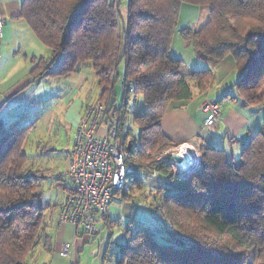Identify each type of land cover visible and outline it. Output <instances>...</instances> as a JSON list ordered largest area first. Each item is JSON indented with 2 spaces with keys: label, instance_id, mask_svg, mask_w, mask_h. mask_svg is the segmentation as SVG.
<instances>
[{
  "label": "trees",
  "instance_id": "16d2710c",
  "mask_svg": "<svg viewBox=\"0 0 264 264\" xmlns=\"http://www.w3.org/2000/svg\"><path fill=\"white\" fill-rule=\"evenodd\" d=\"M183 2L207 6L200 26L181 29L194 55L206 63L201 68L170 53ZM18 16L50 51L33 58L30 81L89 67L98 85L96 101L109 100L107 112L121 126L118 137L134 166L129 186L140 190L132 195L120 188L112 202L150 198L145 203L157 221L151 226L129 220L123 240L112 242L109 250L113 264H264V120L237 160L222 147L201 145V166L187 178L154 158L157 150L172 145L161 127L171 101L193 97L191 80L205 92L215 67L228 55L241 71L234 87L243 104L264 100V0H128L127 24L120 22L117 0H22ZM121 61L122 102L117 105ZM131 95L134 111L127 107ZM227 95L228 89L222 97ZM212 100L220 105L222 98ZM129 116L138 127L135 139ZM14 122L7 128L0 117V264H38L34 252L51 246L45 219L49 203L40 200L46 174L31 167L23 150L30 126ZM153 173L162 184L143 193Z\"/></svg>",
  "mask_w": 264,
  "mask_h": 264
},
{
  "label": "rangeland",
  "instance_id": "374dc122",
  "mask_svg": "<svg viewBox=\"0 0 264 264\" xmlns=\"http://www.w3.org/2000/svg\"><path fill=\"white\" fill-rule=\"evenodd\" d=\"M21 1L22 0H0V17H3L2 15H4L5 18H3L7 19L8 24H13L14 22L17 23V25L14 23V30H10V36L8 38V41H6V48L4 52H2L3 55H1L3 56L2 61H0L1 75L4 76V74L6 73L5 76L8 77L5 82H13V80H16L18 73H21L20 70L23 64H29V68L27 69H31L33 65V61L31 60L33 54L29 51H31L30 49L35 47V42H33V39L38 40L31 32L32 30L26 24V21H24L22 18L17 19L20 20L22 26L25 27L22 28L18 25L19 21H17L15 17L10 14V12H13L11 11L12 9H16L18 10V12L20 11ZM117 1L120 22L127 24L128 0ZM207 17V6L186 2L182 3L177 25L173 35L170 53L173 57L182 58L185 63H187L192 68L204 67V64L206 63L198 59L194 55L192 41L190 39H185L182 36L181 29L183 27H190L193 29L197 28L207 19ZM36 42L38 44H41L42 46H45L48 49L47 52H45L46 56L50 54L49 48L46 45H43L41 41ZM22 43L26 45L24 47H29L27 58L25 57L26 59L24 58L22 53L24 49L23 45H21ZM124 66V61H121L118 66V79L115 83V103L117 105L122 102L121 81L124 72ZM89 70L90 73L87 77L88 79H86L84 83V90H78L76 92L78 97L73 98V100L68 105L64 103L63 99L59 98V95L65 87L63 77L57 78L48 76L45 79L35 81L31 84V86L27 87L25 90L20 91L18 94H16V100L12 99L0 110L1 113H6L4 122L7 128H10V123L13 121H15L14 123H16L15 125L17 126H30V131L24 142L23 150L28 154L29 164L32 168H40L45 170L44 173L46 174V177L41 180L42 193L40 200L42 203H49V206L45 211L46 221H49V219H52L51 221H53L54 218L56 219V215L60 206L59 200L61 197L62 189L59 185H55V173L60 170H63L65 166V155L68 153V151H70L72 145V136L76 128L74 129L72 126H69V122H71L72 117L76 113L78 99L82 100L83 102H94L96 101V97L98 94V85L96 82L95 74L92 69ZM217 70V76L208 88L211 93H215L220 83H223L226 80L231 81V78L229 77L234 73H236L235 82L240 80L241 71L235 68L231 55H228L221 61V64L219 65ZM73 77L74 76H72V78ZM27 79L28 77L25 78V80ZM24 82L25 81L23 80L20 84H18V86H16L15 89L19 88ZM190 82L194 90V95L196 96L198 94L197 88L193 86L192 80ZM235 82L229 84L227 86V89L229 90L231 95H236L237 101L240 102L242 99L237 95V93H235ZM49 84L53 85L51 91L49 93H46V95L40 100H37V93L44 90V88L47 87ZM27 92H29V94H27ZM220 97L221 96H219L218 98ZM132 98L133 97L131 95L129 97L127 105L129 111H134L136 109V105H134ZM222 100L229 101L230 98L224 97ZM222 100L220 102H222ZM103 101L107 102L108 104L109 100L106 99ZM177 102L178 100H172L170 105L172 106L174 104H177ZM205 105L210 108L217 107L219 112L218 114H220L221 106L217 103V101L216 103H214L212 99H206L202 101L200 104V109L203 112H206L204 111ZM11 108H13V110H11ZM47 109L53 110L50 122L46 121L45 113ZM10 110L11 112H9ZM249 110H252V112H257L264 118V100L256 105H253ZM129 118L130 116L127 118V125L130 128L129 133L130 136L135 139L138 135V127ZM213 121L217 120L213 119ZM206 124L210 125L211 122L209 123L206 120ZM3 137L4 136H1L0 140ZM178 152L179 149L175 148V146H166L164 148H161L160 150H157L154 158L155 160L168 161L171 170H175L176 165L175 161H173L172 154ZM227 155H229L228 149ZM234 159H238L237 154H235ZM200 166L201 157L199 163L197 162V164L192 166L189 172H181L177 174L183 176V178H187L191 171L198 169ZM60 183H67V179H63ZM125 189L126 192H130L132 193V195H138L140 192V190L136 189L135 187L132 188L128 186ZM150 190L151 189H149L147 193H149ZM142 192H146V189L142 190ZM141 197L143 198L142 200H138L133 203L135 208L134 217L137 219H143L149 225L154 226L155 222L157 221V218L151 214L148 206L145 203L146 201H149L150 198L149 200H147V197H143L142 195ZM127 220L128 218L126 217L122 218L119 224L120 227L118 228H124V224ZM64 241L65 240H63L62 242ZM38 251L39 249L34 252L35 256L38 254ZM249 254H251V249L249 250Z\"/></svg>",
  "mask_w": 264,
  "mask_h": 264
},
{
  "label": "crops",
  "instance_id": "0c3cea01",
  "mask_svg": "<svg viewBox=\"0 0 264 264\" xmlns=\"http://www.w3.org/2000/svg\"><path fill=\"white\" fill-rule=\"evenodd\" d=\"M11 11L13 12H10V14L15 17L16 20L22 18L18 16L20 11L18 12L16 9H12ZM2 16L4 17V15ZM17 21H19L18 25L20 27L25 28L22 26L20 20ZM14 23L17 25L16 22ZM14 23L8 24L7 19H5V24L3 26L2 33L0 34V61H2L3 56L1 55H3L2 52H4L6 48V41H8L10 36V30H14ZM36 41L39 40L33 39L35 47L29 51L33 54L31 58L32 61L33 58L38 56L46 57L45 52L48 50L45 46L38 44ZM21 45H23L24 48L22 51L23 56L24 58H27L29 47H24L26 46L24 43ZM26 64L27 63L21 66V73H18L16 80H13V82H5L8 77L5 76L6 73L2 76L0 71V110L12 99L16 100V94L25 90L27 87L31 86L32 83L37 81H30V70L27 69L29 68V64ZM220 64L221 62L215 67V78ZM89 69L91 68L83 67L79 71L63 77L65 87L59 95V98L63 99L64 103L68 105L73 98L78 97L76 92L83 89L85 85L84 83L86 79H88L87 77L90 73ZM72 76L74 77L72 78ZM26 77H28L27 80H25ZM235 77L236 73L229 77L231 78V81L226 80L223 83H220L215 93H211L210 90L207 89L205 92H198L196 96L194 95L192 98L180 101L168 108L167 112L162 117L161 127L165 135L171 140L172 147L175 146L177 149H181L182 146L188 147L195 153L198 163L201 157V145L222 147L225 149L226 153L228 149L229 155L233 156V158L235 154L239 156L242 145L245 144L253 133L262 126L264 120L262 115L249 110L252 106L244 105L242 100L238 102L236 99L237 96L231 94L226 96L230 98L229 101L222 100V102H220L221 112L217 115V118H215L217 121H213L210 125L206 124L207 113L200 109L201 102L206 99H218L219 96L223 99L222 95L219 94H222L227 89L229 84L235 82ZM23 80L25 82L19 88L15 89L16 86H18V84H20ZM52 86L53 85L49 84L44 88V90L38 92L37 100H40L46 95V93H49ZM27 94H29V92H27ZM238 96L242 99L239 94ZM88 103L91 102H83L78 99L76 106L77 110L75 115L72 117L71 122H69V126H72L74 129L76 128L78 120ZM11 110H13V108H11ZM11 110L9 112H11ZM45 114L46 121L50 122L53 110L47 109ZM5 116V112H0V117L4 119ZM98 131L101 134H106L107 128L103 124L99 127ZM67 154L65 155V166L63 170L55 173V185H59L62 189L59 200L60 204L66 190L71 186V182L67 174ZM63 179H67V183L61 184L60 182ZM161 184L162 181L157 174L149 177L146 181V193L149 189H151V192L154 191L156 188L161 186ZM58 215L59 209L56 219L54 218L53 221H51L52 219L46 221V231L50 237L51 246L50 249L43 246H39L37 248L39 251L35 256V259L38 264H113L114 254H109V250L115 247L112 242H120L123 240L124 229L129 225V220L134 218L135 208L131 201L121 202L118 200L111 202L109 214L106 217L104 216L98 219L97 232L95 233H88L81 227H76L73 223L68 221L61 222ZM125 217L128 218V220L125 222L124 228L119 229V224L122 218ZM112 219H117V222L111 224L110 221ZM63 240L69 242L70 244V253L68 255L63 254L60 250ZM115 254L117 253L115 252Z\"/></svg>",
  "mask_w": 264,
  "mask_h": 264
},
{
  "label": "built area",
  "instance_id": "2783aa9c",
  "mask_svg": "<svg viewBox=\"0 0 264 264\" xmlns=\"http://www.w3.org/2000/svg\"><path fill=\"white\" fill-rule=\"evenodd\" d=\"M4 24L5 19L0 17V34ZM133 88L130 83L128 90ZM107 108L105 101L88 103L78 120L67 158L71 186L59 208L61 221L80 225L88 233L96 232L98 219L109 214L115 191L129 186V173L134 168L127 162L126 151L118 137L121 126ZM204 111L208 113L209 123L219 113L217 107L207 105ZM103 124L106 134L98 131ZM61 251L65 255L70 253L69 242H62Z\"/></svg>",
  "mask_w": 264,
  "mask_h": 264
},
{
  "label": "bare ground",
  "instance_id": "6f19581e",
  "mask_svg": "<svg viewBox=\"0 0 264 264\" xmlns=\"http://www.w3.org/2000/svg\"><path fill=\"white\" fill-rule=\"evenodd\" d=\"M182 151H185V152L188 153L189 159L187 160L185 157H183L181 161H176L172 157L173 158V161H175V165H176V169L175 170L172 169V170L176 174L177 173L184 172L185 170L191 169V167L194 166L197 163V157H196L195 153L191 149H189L186 146H182L181 149H179V153L182 154Z\"/></svg>",
  "mask_w": 264,
  "mask_h": 264
},
{
  "label": "water",
  "instance_id": "95a60500",
  "mask_svg": "<svg viewBox=\"0 0 264 264\" xmlns=\"http://www.w3.org/2000/svg\"><path fill=\"white\" fill-rule=\"evenodd\" d=\"M131 148V142L129 141L128 144H127V149L129 150ZM172 157L176 160V161H181L183 157H185L187 160L189 159V155L187 152L185 151H182V154H180L179 152L178 153H173L172 154ZM189 170H185L184 173H187L189 172Z\"/></svg>",
  "mask_w": 264,
  "mask_h": 264
}]
</instances>
